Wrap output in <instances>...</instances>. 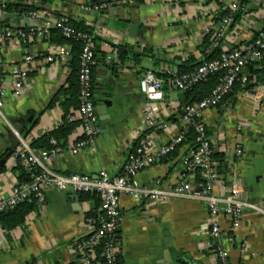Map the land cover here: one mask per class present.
<instances>
[{
    "label": "crops",
    "instance_id": "crops-1",
    "mask_svg": "<svg viewBox=\"0 0 264 264\" xmlns=\"http://www.w3.org/2000/svg\"><path fill=\"white\" fill-rule=\"evenodd\" d=\"M99 3L0 0V29L23 27V21L16 23L17 18L27 14L23 9L35 7L40 15L29 25L66 17L82 22L95 34L94 101L100 131L90 146L73 154L67 147L82 137L77 126L64 150L46 161L50 169L62 174L95 176L104 169L117 175L139 139L146 138L155 152L177 134L182 93L169 88L165 73L178 71L191 58L202 59L200 45L208 20L220 8L229 7L232 0H113L102 11L83 9ZM249 9L251 12L245 14ZM245 11L224 37L227 49L252 37L257 22L250 17L263 22L264 1L251 0ZM6 14L14 16L5 18ZM60 45L33 37L0 42V87L5 89L4 117L0 116V194L7 195L18 181L12 154L5 159L13 145L17 146L9 125L22 129L21 134L32 144L62 124V102L68 99L69 78L76 64L68 44H63L69 50L66 61L48 60ZM26 55H32L33 60L27 66L23 88L16 93L11 71L23 64ZM147 70L164 78V99L153 103L156 122L162 127L148 131L143 121L146 101L138 87ZM103 103L107 104L105 111L99 109ZM69 111L77 115L73 107ZM202 120L217 164L213 193L232 194L235 189L238 198L263 208L264 84L232 93L218 107L206 109ZM188 156V145H182L174 155L141 170L137 183L151 186L158 180L167 188L185 177L199 188L202 177L184 163ZM98 205L91 196L81 198L71 190H47L43 205L37 206L24 224L9 229L0 223V264H77L72 242L84 230V216ZM119 206L123 214L119 231L122 264H177L176 260L216 264V246L228 251L229 264H264V219L259 213L246 210L239 222L226 214L218 215L220 236L215 239L211 233L213 217L201 200L173 198L147 205L124 194Z\"/></svg>",
    "mask_w": 264,
    "mask_h": 264
},
{
    "label": "built area",
    "instance_id": "built-area-1",
    "mask_svg": "<svg viewBox=\"0 0 264 264\" xmlns=\"http://www.w3.org/2000/svg\"><path fill=\"white\" fill-rule=\"evenodd\" d=\"M240 1L232 0L229 6L233 8L232 13L218 23L212 41L205 51L208 53L214 48L222 50L218 58L204 61L188 73L177 74L170 70L165 73L169 88L178 92H183L195 83L223 71L224 75L221 81L215 86L209 97L182 108L181 125L177 134L155 152L151 151L146 138L139 139L127 154L119 174L112 176L104 169H101L95 176L81 172L71 174L56 172L46 165V161L51 156L59 155L64 148L53 147L35 150L26 137L9 125L17 139V146L11 155L12 162L15 165H21L30 174V181H17L7 195L0 194V214L25 201L33 200L40 207L45 202L46 191L49 189L71 190L78 194L96 193L100 203L93 211L84 216L82 221L84 230L72 242V247L78 255L77 264H120V243L116 237L123 223L119 201L124 194L132 196L138 204L147 205L163 203L173 198L201 200L206 203L213 217L211 233L215 239L220 236V225L217 220V216L220 214H226L239 222L244 216V212L250 210L261 214L264 219V207L238 198L235 189L232 190V194L216 195L213 193L214 182L218 178L217 164L212 157L211 141L202 120L203 112L208 108L217 107L231 92L235 82H246V78L241 76V72L247 64L264 60V36L232 49L227 50L226 48L224 37L232 23L233 12L238 9ZM110 6L109 2H102L93 7L84 6L83 9L98 12ZM39 15L37 10L26 14L30 19H35ZM214 16L208 20L206 32L213 28ZM51 29H58L64 37H71L82 42L78 71L80 103L76 111L77 115L68 118L70 122L79 121L82 129V137L67 147L71 153L76 154L90 146L100 131L94 101L95 88L92 73V68L96 63L95 34L91 31L80 33L70 25L68 18L56 17L36 26L31 24L26 28L0 29V42L14 39L23 40L27 37L41 40L47 38ZM68 56V48L60 45L57 53L49 56L48 60L50 62L66 61ZM32 60V55H26L22 65L13 67L11 75L14 92L20 93L23 88L27 78V66ZM163 85L164 78L152 70H147L138 80L139 90L146 101L143 108V121L147 131L162 127L156 122L153 103L164 99ZM4 95L5 89L0 87V116L2 117H4L2 113ZM190 128L195 134L192 142L195 148L189 149V156L184 159V163L191 169L198 168L200 170L202 185L199 188H194L192 181L185 177L167 188H162L158 180H155L151 186L139 185L136 175L141 170L153 165L161 157L172 153L177 145L185 139V134ZM213 251L216 256V264H229V254L225 248L216 246Z\"/></svg>",
    "mask_w": 264,
    "mask_h": 264
},
{
    "label": "trees",
    "instance_id": "trees-1",
    "mask_svg": "<svg viewBox=\"0 0 264 264\" xmlns=\"http://www.w3.org/2000/svg\"><path fill=\"white\" fill-rule=\"evenodd\" d=\"M251 0H241L238 9L233 12V20L230 25V27H233L242 17L243 12L245 11L248 3ZM11 8L10 6L7 7V9ZM32 10H36L35 7H31L26 10H22V13H28ZM233 8L232 7H225L220 8L219 11L214 16L213 22L214 26L213 28L206 32L203 36L200 48L201 52L203 54V57L199 61H195L193 58L189 59L185 63H183L181 66H179V70L176 71L177 74H184L188 73L190 71H193L196 69L199 65H201L204 61H209L212 59L218 58L222 50L218 48H214L210 50L208 53L205 51L208 49L212 38L216 32L218 23L228 14L232 13ZM70 25L77 30L80 33L88 32L90 31L89 28L85 27L82 22H76L69 19ZM264 36V28L256 35V38H260ZM46 39V38H45ZM47 40L51 41L52 43L56 44H68L72 48L73 53V63L76 64L75 70L73 71L71 77L69 78V94L68 99L64 102H62V106L64 108V116L62 120V124L55 130L50 131L49 133L43 135L41 138L35 140L31 145L35 150H43V149H51L53 147H61L64 148L67 144V141L71 134L74 132V130L77 128V126L80 125L79 121H72L70 122L68 120L69 116H72L73 114L70 113L69 108L73 107L74 110L77 111L80 103V86H79V80H78V71H79V55L82 49V42L78 39L74 38H68L64 37L58 29H51ZM239 46V45H238ZM228 50V49H227ZM95 54V50H94ZM96 60V59H95ZM95 66V65H94ZM94 66L92 68V73L94 70ZM160 76H163L159 74ZM224 75V72L221 71L217 74H214L212 76L207 77L206 79L195 83L190 88L186 89L182 93V104L180 106V116L182 115V108L186 105H191L194 103H198L204 98H207L212 93L215 86L221 81L222 77ZM241 76H244L246 78L245 83H241L240 81H237L234 83L233 88L230 93H228L224 99L220 102V104L229 98L232 93L237 91H250L255 86L259 84H264V60L259 62H253L249 63L245 66V68L241 72ZM94 83V82H93ZM218 104L217 107L220 105ZM208 132V131H207ZM194 131L193 129H188V131L185 134V139L182 141L181 144L177 145L175 150L164 156L161 157V160H165L167 157H170L174 155V153L178 150L179 147L182 145H188L189 149L195 148V145H193V139H194ZM213 159L215 160V157L212 154ZM16 170L18 171V182H25L30 181V174L21 166L17 165ZM197 171V174L200 175V170L197 168L195 169ZM81 198H87L91 196L94 198L98 203H100L99 197L96 193H79ZM37 209V205L33 200L31 201H25L23 203L18 204L14 208L5 211L0 214V223L6 227V228H15L17 226H20L25 223V220L27 216L35 211ZM117 241L120 243V236L119 232H117ZM120 246V244H119ZM120 264H122L121 256L119 258Z\"/></svg>",
    "mask_w": 264,
    "mask_h": 264
},
{
    "label": "water",
    "instance_id": "water-1",
    "mask_svg": "<svg viewBox=\"0 0 264 264\" xmlns=\"http://www.w3.org/2000/svg\"><path fill=\"white\" fill-rule=\"evenodd\" d=\"M110 1H113V0H100V3L102 2H110ZM264 1V0H262ZM251 12V9L245 11V14H248ZM14 15H11V14H6L5 15V18H8V17H13ZM254 22H257V24L254 26L255 27V33L252 35V37L250 39L247 40V43L251 42L255 37L256 35L260 32V30H262L264 28V17H263V22H259L257 21L258 19H256L255 17H250ZM31 19L26 16V15H22V16H19L16 20V23L19 25L20 24V21H23V27H26L29 25V21ZM6 27H9V24H6ZM115 99V98H114ZM116 100V99H115ZM99 109H101L102 111H105L107 109V104L106 103H103L101 105H99ZM18 127H16L17 129ZM18 132L21 134L23 132L22 129L18 128L17 129ZM16 147V145L14 144L13 147L7 152V154L5 155V159L10 157V155L12 154L13 152V148ZM3 159V160H5ZM176 263L177 264H186V262H181L180 260H176Z\"/></svg>",
    "mask_w": 264,
    "mask_h": 264
}]
</instances>
